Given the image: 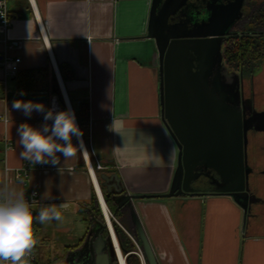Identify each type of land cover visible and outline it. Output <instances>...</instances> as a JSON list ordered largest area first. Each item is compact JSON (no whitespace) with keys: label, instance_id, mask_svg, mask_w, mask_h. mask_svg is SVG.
<instances>
[{"label":"crops","instance_id":"1","mask_svg":"<svg viewBox=\"0 0 264 264\" xmlns=\"http://www.w3.org/2000/svg\"><path fill=\"white\" fill-rule=\"evenodd\" d=\"M150 7L151 0H10L14 23L9 30L0 24V61L18 58L19 71L48 66L53 74L50 91H19L16 76L0 66V181L25 197L35 193L34 215L41 206L64 204L60 222H34L36 256L40 244L53 245V264L93 226V196L100 207L98 190L106 191L98 186L101 173H117L127 194L163 193L171 186L179 150L162 118ZM54 96L60 111H74L78 126L77 107L88 101L89 144L82 136L77 158L65 163L57 153L59 164L33 165L20 156L17 129L23 122L41 128L44 114L25 116L12 104L19 99L48 109ZM118 212L116 224L125 231L124 225L136 228L133 215L139 218L159 264H264V231L244 228L243 210L228 195L135 199Z\"/></svg>","mask_w":264,"mask_h":264},{"label":"water","instance_id":"2","mask_svg":"<svg viewBox=\"0 0 264 264\" xmlns=\"http://www.w3.org/2000/svg\"><path fill=\"white\" fill-rule=\"evenodd\" d=\"M156 7V0H151L148 36L155 39L158 47L162 118L179 150L171 186L163 193L127 194L117 173L98 175V186L101 190L106 188V191H100L103 204L111 214L106 213L100 199L103 217H93L94 223L87 230L84 246L70 252L59 264H118L117 250L122 249L116 231L117 212L135 199L207 195L190 187L198 176L197 172L203 168L216 172L223 180L232 179L238 182L236 187L227 188L218 194L230 196L242 208L244 228L246 227L249 201L244 185V131L241 109L214 96L208 89L206 78L207 65H211L213 55L221 58V46L228 33H206L215 36L212 38L205 34H195L194 31L182 33L175 26L172 27L176 28L173 34H165L163 29H160V34L157 31L159 22L156 18ZM240 17L241 14L238 19ZM108 198L116 203L114 212L107 204ZM132 217L147 264H159L141 221L134 215ZM76 257L78 260L74 261Z\"/></svg>","mask_w":264,"mask_h":264},{"label":"flooded vegetation","instance_id":"3","mask_svg":"<svg viewBox=\"0 0 264 264\" xmlns=\"http://www.w3.org/2000/svg\"><path fill=\"white\" fill-rule=\"evenodd\" d=\"M255 3L259 1L243 0L241 3V0H156V18L159 22L157 31L160 34V29H163L165 34H173L176 28L172 27L175 26H178V31L182 33H228L221 46L222 60L219 55L212 56L211 65L206 64V78L208 89L214 96L230 106L241 109L244 131V185L249 201L246 228L264 231V104L260 103L264 101V87H257L256 82L257 77H264V72L244 73L229 65L224 58V46L232 37L243 33L241 30L247 23V17ZM197 173L198 176L190 187L203 193L218 194L238 185L236 180H223L211 170L203 168ZM85 241L86 237L73 250L81 249ZM77 260L76 257L74 261Z\"/></svg>","mask_w":264,"mask_h":264},{"label":"clouds","instance_id":"4","mask_svg":"<svg viewBox=\"0 0 264 264\" xmlns=\"http://www.w3.org/2000/svg\"><path fill=\"white\" fill-rule=\"evenodd\" d=\"M12 107L29 117L33 111L44 114L45 123L41 128L23 122L17 129L18 144L23 148L20 153L22 159L33 165L51 163L55 166L60 163L57 153L63 155L65 163L77 158L82 149L80 138L83 132L70 107L64 111H56L54 106L46 109L42 103L19 99L13 101ZM48 121L52 123L48 124ZM74 136L80 142L78 145L73 144ZM73 171L72 168L68 169L70 175ZM34 203L26 199L24 191H18L7 180L0 181V264H26L25 257L32 253L37 243L34 222L46 224L52 220H62L59 209L64 204L41 206L34 215Z\"/></svg>","mask_w":264,"mask_h":264},{"label":"trees","instance_id":"5","mask_svg":"<svg viewBox=\"0 0 264 264\" xmlns=\"http://www.w3.org/2000/svg\"><path fill=\"white\" fill-rule=\"evenodd\" d=\"M247 23L241 30L243 33L232 37L225 47L224 58L225 61L232 67L241 70L244 73L255 74L259 67L264 63V0L259 3L253 4L250 11ZM64 73L63 65L60 66ZM52 72L47 66L41 69L24 70L19 71L16 74L15 82L16 88L19 91H32V90H47L50 91L52 82ZM77 119L83 137L89 144V132H88V116H89V103L84 100L77 107ZM166 198L161 196H154L149 198H143V200H155L163 201ZM96 196H93L92 207L95 210L93 213L98 218H102L101 210L98 205L94 206ZM108 206L112 212L116 209V203L114 204L111 198H108ZM119 216V212L116 214V218ZM119 219V218H117ZM129 233L135 238L136 242L142 247V242L139 238L136 228L124 225ZM117 233L119 235L120 245L122 252L127 255L128 264H140L139 257L131 253L136 249V244L129 234L123 228L116 224ZM107 234V233H106Z\"/></svg>","mask_w":264,"mask_h":264},{"label":"built area","instance_id":"6","mask_svg":"<svg viewBox=\"0 0 264 264\" xmlns=\"http://www.w3.org/2000/svg\"><path fill=\"white\" fill-rule=\"evenodd\" d=\"M9 1L10 0H0V24L6 30H9V28L13 25L14 20H15V16L9 8ZM29 2L32 3L33 0H29ZM19 60L20 59H18V58H16L15 60H12V59L8 58V56H6L0 61V66L2 67V69H4L6 76H16V74L19 72V66H18ZM53 106L55 107L56 111H60L62 108L60 103H59L57 96H54L51 100L50 108H52ZM31 193L32 194L29 197H26V199L30 203H32L34 201V195H35V193H33V192H31ZM109 213L111 214L110 211H109ZM116 222H117V220H116ZM33 229H34L35 239L37 240V237L35 234L36 233L35 223L33 225ZM136 244H137V249L131 253H134L139 257L140 264H147L146 258L144 256V253H143L141 247L138 245V243H136ZM36 246H37V243H36L35 247ZM35 247L33 248L32 253L30 255H28L27 257H25L26 264H38ZM117 255H118V258H117L118 264H122L121 259H120L121 256H124L125 262H126V264H128L127 263V255L128 254H124L121 250H117Z\"/></svg>","mask_w":264,"mask_h":264},{"label":"rangeland","instance_id":"7","mask_svg":"<svg viewBox=\"0 0 264 264\" xmlns=\"http://www.w3.org/2000/svg\"><path fill=\"white\" fill-rule=\"evenodd\" d=\"M259 2L261 0H258ZM259 72L263 73L264 72V63L262 64L261 67H259V69L256 71V73L258 74ZM260 75V74H259ZM261 84L264 85V77L262 76H259L258 79H257ZM127 229V228H126ZM127 234L130 235V237L133 239L134 242H136L135 238L129 233V231L127 230L126 231ZM38 236L40 237V233L38 234ZM137 243V242H136ZM135 243V244H136ZM58 245V244H56ZM38 251H37V257H38V262L40 263H43V262H46L48 261V259H50V263L53 264V260H54V255L57 253V250L54 249V246L52 245L50 247V249H46L44 248L43 244H40L39 247H38ZM136 249H137V244H136ZM135 249V250H136ZM47 254V256H46Z\"/></svg>","mask_w":264,"mask_h":264},{"label":"bare ground","instance_id":"8","mask_svg":"<svg viewBox=\"0 0 264 264\" xmlns=\"http://www.w3.org/2000/svg\"><path fill=\"white\" fill-rule=\"evenodd\" d=\"M98 192H99V196H100V199H101V204H103L104 203V200H103V197H102V195H101V192L98 190ZM103 206H104V208H105V210H106V213L108 214V215H110V213H109V211H108V209L106 208V206H105V204H103ZM121 262H122V264H126V262H125V259H124V256H121Z\"/></svg>","mask_w":264,"mask_h":264}]
</instances>
